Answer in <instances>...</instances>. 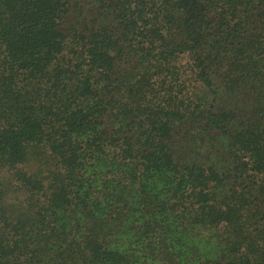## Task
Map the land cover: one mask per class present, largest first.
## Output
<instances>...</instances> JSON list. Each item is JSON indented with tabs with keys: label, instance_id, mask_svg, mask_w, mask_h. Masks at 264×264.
Returning a JSON list of instances; mask_svg holds the SVG:
<instances>
[{
	"label": "trees",
	"instance_id": "trees-1",
	"mask_svg": "<svg viewBox=\"0 0 264 264\" xmlns=\"http://www.w3.org/2000/svg\"><path fill=\"white\" fill-rule=\"evenodd\" d=\"M0 264H264V0H0Z\"/></svg>",
	"mask_w": 264,
	"mask_h": 264
}]
</instances>
